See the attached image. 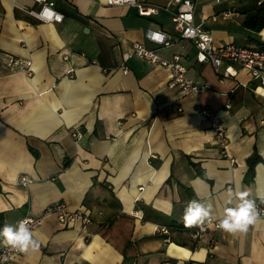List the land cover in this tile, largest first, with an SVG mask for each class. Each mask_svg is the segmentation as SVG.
Instances as JSON below:
<instances>
[{
    "label": "crops",
    "instance_id": "1",
    "mask_svg": "<svg viewBox=\"0 0 264 264\" xmlns=\"http://www.w3.org/2000/svg\"><path fill=\"white\" fill-rule=\"evenodd\" d=\"M54 1L60 22L29 14L36 0H0V228L42 217L33 230L39 250L13 254L8 264H264V215L245 233L211 226L197 240L182 221L193 199L220 215L231 206L229 189L264 200V86L236 64V74L224 76L226 62L215 70L197 61L168 0H140L161 6L149 15L106 0ZM200 1L195 19L217 44L264 45V28L242 23L246 1ZM226 9L237 14L225 17ZM147 28L172 38L159 53L179 56L201 86L197 95L169 88V68L131 55L134 41L156 46ZM198 104L227 127L225 152ZM57 201L91 221L62 224L46 210Z\"/></svg>",
    "mask_w": 264,
    "mask_h": 264
},
{
    "label": "built area",
    "instance_id": "2",
    "mask_svg": "<svg viewBox=\"0 0 264 264\" xmlns=\"http://www.w3.org/2000/svg\"><path fill=\"white\" fill-rule=\"evenodd\" d=\"M36 1L39 3V6L37 8L27 9L29 14L42 21L60 22L63 20L64 14L56 8L54 0ZM216 1L219 2L220 0ZM262 1L264 0H257V3H261ZM106 2L114 5H134L137 7L139 14L143 15L156 13L161 7L160 5L141 2L140 0H106ZM171 4L176 6L172 11L174 28L180 38L191 40L195 44L197 48V61L210 62L215 70L218 69L222 62H226L227 66L223 72L224 76L236 74L237 69L234 67V64H236L242 68L248 69L250 74L257 79L258 83L264 86V47H250L235 42L217 44L211 31L205 27L202 22L196 21L194 15L195 0H168V5ZM222 13L225 17L237 14L233 9L223 10ZM144 36L148 40L154 42L156 46L149 48L141 41H134L132 43L131 55L141 57L152 64H160L169 68L170 77L167 82L169 88H178L183 92L197 95L201 90V86L187 76V67L180 61L179 56L174 55L168 58L159 53L160 46L167 45L172 41L169 34L162 29L147 28L144 32ZM125 59H127V56H125ZM8 64L11 67H16L19 64V60L10 57L8 59ZM25 66L26 71L30 73V62L26 61ZM123 70L125 72L127 71L126 66H123ZM197 110L203 120L209 121L215 141L222 148V151L225 152L228 132L223 120L215 110L207 105L198 104ZM73 135L78 137L80 133L74 132ZM21 182L27 184L30 182V179L26 176H22ZM253 200L257 203L260 215H264V203L261 202L264 200ZM46 210L56 213L59 221L64 225L73 223L76 220H80L83 224H88L91 221L90 214L80 208L69 210L62 201L51 203ZM137 215L142 217V214ZM218 216H212L203 225L191 227L192 237L196 240L202 238L206 230L211 226L218 229ZM23 219H27L30 222L29 226L32 230L42 221L41 216L26 215L20 220ZM157 230L168 233L169 226L159 224L157 225ZM165 240L168 241L169 237H165ZM16 253H18V251L2 244L0 248V264H8L9 258Z\"/></svg>",
    "mask_w": 264,
    "mask_h": 264
},
{
    "label": "clouds",
    "instance_id": "3",
    "mask_svg": "<svg viewBox=\"0 0 264 264\" xmlns=\"http://www.w3.org/2000/svg\"><path fill=\"white\" fill-rule=\"evenodd\" d=\"M227 205L217 217L218 229L227 233H245L249 227L261 221L260 210L255 200L250 199L248 191L228 190ZM264 203V201H261ZM213 205L193 199L187 202L182 221L186 227L203 225L213 215ZM27 219L15 225L5 223L0 228V238L4 245L20 253L38 251L41 241L34 235ZM6 259V258H5Z\"/></svg>",
    "mask_w": 264,
    "mask_h": 264
},
{
    "label": "trees",
    "instance_id": "4",
    "mask_svg": "<svg viewBox=\"0 0 264 264\" xmlns=\"http://www.w3.org/2000/svg\"><path fill=\"white\" fill-rule=\"evenodd\" d=\"M246 3L242 6V12L245 13V17L242 21L243 25L254 32L260 31L264 28V1L257 3V0H242ZM264 47V45H261ZM258 156L253 154L249 157V171L254 169V165L258 160Z\"/></svg>",
    "mask_w": 264,
    "mask_h": 264
},
{
    "label": "rangeland",
    "instance_id": "5",
    "mask_svg": "<svg viewBox=\"0 0 264 264\" xmlns=\"http://www.w3.org/2000/svg\"><path fill=\"white\" fill-rule=\"evenodd\" d=\"M233 1H234V0H233ZM200 2H201V1H200V0H198V2H197V4H196V8H197V9H200ZM254 43H255V42H252V44H251V45H253Z\"/></svg>",
    "mask_w": 264,
    "mask_h": 264
}]
</instances>
